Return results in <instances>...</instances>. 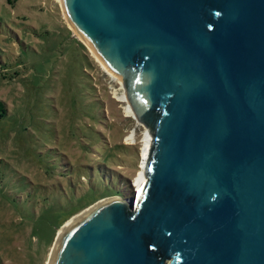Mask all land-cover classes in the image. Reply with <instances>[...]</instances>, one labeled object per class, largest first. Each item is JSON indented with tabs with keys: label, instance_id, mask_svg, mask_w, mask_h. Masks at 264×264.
Returning <instances> with one entry per match:
<instances>
[{
	"label": "water",
	"instance_id": "1",
	"mask_svg": "<svg viewBox=\"0 0 264 264\" xmlns=\"http://www.w3.org/2000/svg\"><path fill=\"white\" fill-rule=\"evenodd\" d=\"M61 1L151 140L141 196L83 210L48 264H264V0Z\"/></svg>",
	"mask_w": 264,
	"mask_h": 264
},
{
	"label": "rangeland",
	"instance_id": "2",
	"mask_svg": "<svg viewBox=\"0 0 264 264\" xmlns=\"http://www.w3.org/2000/svg\"><path fill=\"white\" fill-rule=\"evenodd\" d=\"M61 3L18 0L12 7L0 0V99L10 112L0 118L1 264H48L64 223L115 193L106 187L87 190L88 177L100 165L109 164L103 174H114L111 187L127 197L135 190L142 165L147 129L128 114L127 102L120 100L121 81L89 52L93 66L72 33L47 11L57 6L67 23ZM94 100L96 118L91 110ZM116 145L123 147L116 149ZM67 163L93 169H82L74 196L64 189L75 199L73 207L63 202L64 208L54 209L42 203V209L31 208L32 213L23 214L15 204L17 184L39 180L65 186L59 171Z\"/></svg>",
	"mask_w": 264,
	"mask_h": 264
},
{
	"label": "trees",
	"instance_id": "3",
	"mask_svg": "<svg viewBox=\"0 0 264 264\" xmlns=\"http://www.w3.org/2000/svg\"><path fill=\"white\" fill-rule=\"evenodd\" d=\"M6 1L8 4H10L13 7L18 0H6ZM40 8H42V7H40ZM43 10H45V9L43 8L42 11ZM47 11L48 12L52 11L53 16L56 17L60 22H62V24L64 25L66 30L69 32V34L72 33L71 29L68 27L67 23L62 18L60 10L57 6H55V8L47 9ZM75 42L77 43L78 47L82 49L84 55L87 56V58L89 59L91 64L94 66L93 60L89 54V50H88L87 46L84 43H82L80 40H78L77 38H75ZM2 78L5 80L6 77L3 76ZM86 82L91 83L90 81H86ZM95 106H96V108H95ZM97 108H98L97 102L95 101L94 105L91 109L93 112H96L95 118L99 114ZM8 114H10V112H9L8 106L6 105V102H4L0 99V118H5ZM115 147H116V149H121L123 146L122 145H116ZM108 165L106 167L100 165L99 166L100 170L98 172L95 171L94 173H92L91 177H88L89 186H87V190L89 189L90 191L92 190L91 192H96L97 191L96 187H106L108 190L110 189L112 192H115L114 195L121 196L118 190H116L114 187H111V186H113L112 179L116 180V176L113 174L112 176L109 177V176H105L103 174V172H108V170H109ZM109 167H110V165H109ZM55 168L56 167H54V169ZM60 168H61L60 169L61 171H59V173H60L59 176L64 177V181L67 182V185L65 184V186H62L61 183H57V182H52L50 184H43L39 180H37V181H31L30 180V184H26V183L17 184V186H16L17 191H15L13 194L15 195V204L17 205V208H19L22 211L23 214L32 213V212H29L31 208L35 209V207H39L42 209V206H39V205H42V203L47 204L50 207L54 205L53 206V207H55L54 209L64 208L63 202H65V205L69 204V205H72V207H73V205L75 204L73 201L75 199L74 198L72 199V197H68V195L65 194V190L67 189L68 192L70 190V192H73L72 196H74L75 188L77 187V183H79L78 182L79 178L83 174V173H81V171H83L82 169L86 168V170H84V171H87V169H91V170H93V169L87 165L86 166L77 165V164L73 165L70 163H67L65 165H61ZM55 173H57V172L55 171ZM71 177H75L76 179L73 180V179H71ZM125 182H126V184H128V180L127 181L125 180ZM58 203L61 204L62 206L61 205L59 206ZM81 206H83V205H80L79 207L76 206L73 209H71L70 211L72 212L74 210H77ZM60 224L58 226H60ZM54 230H55V228L52 229V238L54 237ZM1 263H2V261L0 258V264Z\"/></svg>",
	"mask_w": 264,
	"mask_h": 264
},
{
	"label": "bare ground",
	"instance_id": "4",
	"mask_svg": "<svg viewBox=\"0 0 264 264\" xmlns=\"http://www.w3.org/2000/svg\"><path fill=\"white\" fill-rule=\"evenodd\" d=\"M65 18H67L66 15H65ZM102 68L104 69L103 66H102ZM125 98H126L125 97V93L122 92L121 93V96H120V100L125 102L126 101ZM127 112H128V114L130 116L134 117L133 112H132V110H131V108L129 106H127ZM150 140H151V135L149 134L148 131H146L145 132V135H144V141H143L144 142V145H143V148H142V151H141L142 152V157L144 158V160L142 161V165L140 166V169L138 170V173H137V176H136V179H135V182H134V184H135L134 185V188H136L134 190V194L136 193L137 198H139L141 196V194H142V187H143L144 183L146 182V177H145V175L143 173V167H144L145 160L147 159V153H148V148H149V145H150ZM86 212L87 211H85V213ZM79 215L74 216V217L70 218L69 220H67L64 223V225L62 226V228L59 229V231L57 233V236L60 234V232L62 231L63 227H65L67 224H69L72 220H74L75 218H77Z\"/></svg>",
	"mask_w": 264,
	"mask_h": 264
},
{
	"label": "built area",
	"instance_id": "5",
	"mask_svg": "<svg viewBox=\"0 0 264 264\" xmlns=\"http://www.w3.org/2000/svg\"><path fill=\"white\" fill-rule=\"evenodd\" d=\"M134 189H136V188H134ZM134 192V191H133ZM136 194V193H135Z\"/></svg>",
	"mask_w": 264,
	"mask_h": 264
}]
</instances>
